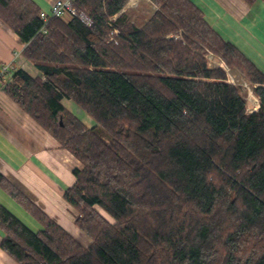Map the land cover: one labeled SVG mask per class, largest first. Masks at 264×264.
Instances as JSON below:
<instances>
[{
    "label": "trees",
    "instance_id": "obj_1",
    "mask_svg": "<svg viewBox=\"0 0 264 264\" xmlns=\"http://www.w3.org/2000/svg\"><path fill=\"white\" fill-rule=\"evenodd\" d=\"M152 1L159 9L138 25L128 0H74L91 24L0 0V19L41 73L14 65L2 89L80 160L64 196L91 238L83 245L0 172V187L42 225L0 202V247L19 264H264V72L193 0ZM178 26L185 42L171 36ZM207 51L257 84V112Z\"/></svg>",
    "mask_w": 264,
    "mask_h": 264
},
{
    "label": "crops",
    "instance_id": "obj_2",
    "mask_svg": "<svg viewBox=\"0 0 264 264\" xmlns=\"http://www.w3.org/2000/svg\"><path fill=\"white\" fill-rule=\"evenodd\" d=\"M55 1L35 0L46 11ZM193 1L218 32L264 72V0ZM24 46L20 37L0 19V64L12 62L34 77L41 76L23 55ZM62 102L83 122L87 118L88 126L94 125L92 117L73 100L64 97ZM76 167H81L80 160L61 147L50 132L1 89L0 172L83 245H89L91 238L76 224V210L64 196L66 188L75 182ZM2 234L0 229V239ZM0 264L19 263L0 247Z\"/></svg>",
    "mask_w": 264,
    "mask_h": 264
},
{
    "label": "rangeland",
    "instance_id": "obj_3",
    "mask_svg": "<svg viewBox=\"0 0 264 264\" xmlns=\"http://www.w3.org/2000/svg\"><path fill=\"white\" fill-rule=\"evenodd\" d=\"M133 4H135V5H133ZM159 7L160 6L159 5L157 6V4L152 0H132V1L128 0L125 7L123 8V10H127L132 21H135V23H137L138 25H143L145 22L148 21V19L151 17V15L154 13V11L159 9ZM113 17H115V16H113ZM177 28H178V30H175L174 32H172L171 36H174L176 39H179V38L182 39L183 32H184L183 27L178 26ZM205 57H206L207 61H212V62L218 61V62H220L219 64H221L222 66H220L219 68L225 70L226 75H227L226 78L228 80H230L231 82H228L227 79H226V81L228 83H234V85L240 89L241 95L244 94V91L242 89V84H244L245 82L249 83L255 89L257 84H254L252 81H250L237 68L228 64V62L220 54H218L216 52H208L207 51V52H205ZM213 68H218V67H213ZM242 96H244V95H242ZM83 120L85 122H88L87 118L83 119ZM89 122H91L90 119H89ZM0 202H2L4 205L6 204L5 206H7V208H9L16 216H18L24 223H26L33 230H38L42 227L40 222H38V220H36L32 214H30L28 211H26L18 202H16L12 198H10L9 195L7 194V192L2 190L1 188H0ZM76 213H77V211H76Z\"/></svg>",
    "mask_w": 264,
    "mask_h": 264
},
{
    "label": "built area",
    "instance_id": "obj_4",
    "mask_svg": "<svg viewBox=\"0 0 264 264\" xmlns=\"http://www.w3.org/2000/svg\"><path fill=\"white\" fill-rule=\"evenodd\" d=\"M74 0H56L50 7V10H40V16L44 21H48L51 17H63L65 15H77L84 22L91 24V18L84 11H78L72 4ZM132 1V0H131ZM135 5V4H133ZM43 32L46 29L42 28ZM118 29H114L113 33H117ZM220 62L208 61L210 67H220ZM15 68L12 62L0 64V90L5 81L9 80L10 72ZM227 79V78H226ZM231 82L230 80H227ZM234 84V83H232ZM242 89L244 91V99L246 103V113L252 114L260 109L261 99L258 94L255 93L254 88L249 83L242 84Z\"/></svg>",
    "mask_w": 264,
    "mask_h": 264
},
{
    "label": "bare ground",
    "instance_id": "obj_5",
    "mask_svg": "<svg viewBox=\"0 0 264 264\" xmlns=\"http://www.w3.org/2000/svg\"><path fill=\"white\" fill-rule=\"evenodd\" d=\"M226 79V78H225ZM228 80V79H227ZM228 83V82H227ZM236 87V86H235ZM239 92H240V89H239ZM242 92V91H241ZM256 93V92H255ZM242 95H244V94H242ZM245 101V100H244Z\"/></svg>",
    "mask_w": 264,
    "mask_h": 264
}]
</instances>
